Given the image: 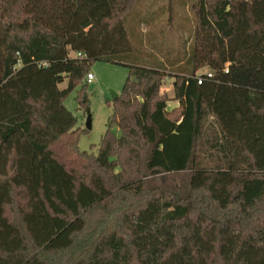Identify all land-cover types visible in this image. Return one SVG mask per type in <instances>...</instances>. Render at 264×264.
Here are the masks:
<instances>
[{"label":"trees","instance_id":"trees-1","mask_svg":"<svg viewBox=\"0 0 264 264\" xmlns=\"http://www.w3.org/2000/svg\"><path fill=\"white\" fill-rule=\"evenodd\" d=\"M137 1L0 0V264H264V0H197L180 74L136 64ZM98 61L129 74L95 156L65 100Z\"/></svg>","mask_w":264,"mask_h":264},{"label":"rangeland","instance_id":"rangeland-1","mask_svg":"<svg viewBox=\"0 0 264 264\" xmlns=\"http://www.w3.org/2000/svg\"><path fill=\"white\" fill-rule=\"evenodd\" d=\"M197 0H138L127 15L128 32L135 47L136 64L141 66H161L168 72L180 70L190 72L195 67L194 46L196 34V13L193 4ZM89 71L95 79L86 84L84 95L82 85L65 100L66 108L78 119V126L86 129L88 115L81 108L78 97L89 103L92 116V129L80 138L79 148L97 156L102 140L107 132L109 119L113 114L112 93L120 95L128 78L125 66L98 61ZM211 73L201 68L197 75ZM186 75H190L186 73ZM67 81L59 87L67 88ZM168 98L170 118L182 121V109L174 99L173 79H168L162 88ZM80 94V95H79ZM214 123V120L210 119ZM213 126H216L214 123ZM216 128V127H215ZM117 134L119 131L116 129ZM218 131V128L215 129ZM209 148V146L207 147Z\"/></svg>","mask_w":264,"mask_h":264},{"label":"built area","instance_id":"built-area-1","mask_svg":"<svg viewBox=\"0 0 264 264\" xmlns=\"http://www.w3.org/2000/svg\"><path fill=\"white\" fill-rule=\"evenodd\" d=\"M77 57L82 58L84 56H82V54H79V55H77ZM42 65L43 66H47L46 63H43ZM211 76L212 75L210 73L207 74L208 78H211ZM94 79H95L94 75L89 74L88 77H87L88 84L92 83ZM204 81H205V78L202 75L198 76V84L202 85Z\"/></svg>","mask_w":264,"mask_h":264},{"label":"water","instance_id":"water-1","mask_svg":"<svg viewBox=\"0 0 264 264\" xmlns=\"http://www.w3.org/2000/svg\"><path fill=\"white\" fill-rule=\"evenodd\" d=\"M112 96H113V100L119 97V95L116 94V93H114V92L112 93ZM84 102H86V101H84ZM91 123H92V118H91V116H88V121H87V127H86V129H88V130H91L92 129Z\"/></svg>","mask_w":264,"mask_h":264}]
</instances>
